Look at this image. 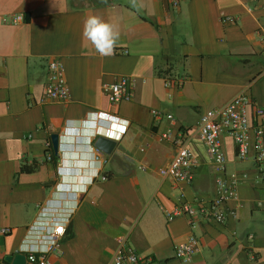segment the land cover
<instances>
[{"label": "crops", "instance_id": "1", "mask_svg": "<svg viewBox=\"0 0 264 264\" xmlns=\"http://www.w3.org/2000/svg\"><path fill=\"white\" fill-rule=\"evenodd\" d=\"M56 4L64 11L54 0H0V264L44 249L43 233L58 220L65 234L59 251L47 252L50 264H105L123 239L150 264H264V174L251 157L238 159L230 137H221L225 171L239 184L226 221L191 227L188 217L167 220L160 209L215 194L219 173L196 133L205 110L244 89L264 108V0ZM90 15L118 27L112 56L83 39ZM51 59L63 64L69 98L40 103ZM120 75L133 79V98L111 103L101 86ZM177 77L181 86L166 85ZM167 129L191 134L190 182L159 175L175 153L159 136ZM102 133L115 141L110 153L93 145ZM191 233L199 248L181 262L173 247Z\"/></svg>", "mask_w": 264, "mask_h": 264}, {"label": "built area", "instance_id": "2", "mask_svg": "<svg viewBox=\"0 0 264 264\" xmlns=\"http://www.w3.org/2000/svg\"><path fill=\"white\" fill-rule=\"evenodd\" d=\"M172 4L176 6L177 0H172ZM21 19V15L18 14L12 18L14 22ZM225 20L231 21L233 18L226 16ZM259 39L264 44L263 34L259 36ZM260 76L264 78V70ZM184 80V77H177L173 81H166V85L174 84L179 87ZM101 88L111 103L130 101L133 98L134 81L129 76L120 75L112 82H104ZM68 98L69 87L64 76L63 64L57 59H51L47 64V78L39 102L66 101ZM151 112L155 117L173 118L171 114H163L156 109H152ZM196 133L206 145L215 170L219 173L215 178V194L208 200L199 198L194 201H184L182 199L170 209L162 206L160 209L167 220L180 215L188 217L191 227L195 226L199 219L224 223L228 216L225 204L235 198L239 177L225 171L226 159L221 137L223 135L230 137L235 145L238 159L244 160L251 157L259 171L264 174V108L255 105L246 89L241 90L223 105L205 110L197 123ZM159 136L175 144V153L167 163L158 168L159 175L176 182H190L193 179L196 165L195 155L187 146L191 134L184 131L175 133L167 129L160 132ZM47 147H51L50 143H47ZM46 154L47 158H50V153ZM92 156L94 160L101 162L97 149ZM64 234V223L59 220L54 221L43 233L46 247L26 250L25 264H50L47 252L59 251L60 241ZM198 248V238L191 233L185 240L174 245L173 256L181 262H188ZM151 262V256H139L126 243V239H123L105 264H150Z\"/></svg>", "mask_w": 264, "mask_h": 264}, {"label": "clouds", "instance_id": "3", "mask_svg": "<svg viewBox=\"0 0 264 264\" xmlns=\"http://www.w3.org/2000/svg\"><path fill=\"white\" fill-rule=\"evenodd\" d=\"M58 10L64 11L56 4ZM83 39L90 44L100 56L110 57L118 43L120 32L116 25L107 22L98 15H90L83 22Z\"/></svg>", "mask_w": 264, "mask_h": 264}, {"label": "water", "instance_id": "4", "mask_svg": "<svg viewBox=\"0 0 264 264\" xmlns=\"http://www.w3.org/2000/svg\"><path fill=\"white\" fill-rule=\"evenodd\" d=\"M105 133L108 134L107 130H105ZM51 142H52V147L56 152L60 145L57 134L51 135ZM93 145L94 147L98 148L104 153H110V151L115 145V141L112 138L104 135V133H102L96 137ZM10 258L12 259L13 264H25V256L23 254H16L14 256H11Z\"/></svg>", "mask_w": 264, "mask_h": 264}, {"label": "trees", "instance_id": "5", "mask_svg": "<svg viewBox=\"0 0 264 264\" xmlns=\"http://www.w3.org/2000/svg\"><path fill=\"white\" fill-rule=\"evenodd\" d=\"M22 169H23V170H28L27 168H25V166H24V165L22 166Z\"/></svg>", "mask_w": 264, "mask_h": 264}]
</instances>
